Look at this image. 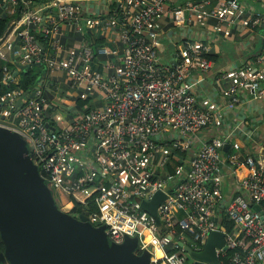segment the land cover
<instances>
[{"label":"built area","instance_id":"obj_1","mask_svg":"<svg viewBox=\"0 0 264 264\" xmlns=\"http://www.w3.org/2000/svg\"><path fill=\"white\" fill-rule=\"evenodd\" d=\"M39 1L38 9L31 0L2 1L7 9L23 2L25 9L0 46V85L15 82L8 65L16 60L19 65L44 64L45 72L32 99H22L19 107L15 102L25 95L19 90L0 97V126L27 142L54 197L94 203L98 212L88 216L91 224L105 225L114 243L136 236L138 253L150 246L153 264H193L184 247L201 252L212 232L223 234L225 251L215 249L219 264L225 257L228 264H264L263 163L241 156L238 144L224 154V139L194 141L203 129L222 124L224 111L239 105L242 92L262 97L264 54L257 60L260 65H245L218 77L217 84L227 83L221 88L224 103L219 106L198 99L192 91L193 74L212 67L207 46L184 40L171 63H163L157 52L168 10L177 24L204 26L213 19L214 31L225 37L242 15L248 16L241 26L249 29L260 24L261 15H249L237 0L186 1L179 7L177 0H117L119 13L103 22L84 18L76 0ZM252 1L264 6V0ZM45 9L53 10L55 18L43 26ZM81 22L88 29L115 31L124 47L122 58L118 64L109 60L101 67L111 69V74L95 68V60L116 57V50L86 45L63 57L47 55L32 32L40 30L49 53L58 48L60 23L81 32ZM18 35L19 49L12 52ZM56 74H63L77 99L85 102L84 111L66 125L54 113V102L45 97L48 89L57 90L52 81L59 77ZM174 155L182 156V163L170 172ZM84 191L87 195L80 196ZM157 192L166 197L157 208L160 227L141 208ZM256 205L261 213L253 210Z\"/></svg>","mask_w":264,"mask_h":264},{"label":"water","instance_id":"obj_2","mask_svg":"<svg viewBox=\"0 0 264 264\" xmlns=\"http://www.w3.org/2000/svg\"><path fill=\"white\" fill-rule=\"evenodd\" d=\"M4 9L5 6H0L2 18L7 17ZM13 27V24L8 26L0 46ZM20 40L18 35L12 43V52L19 49ZM18 67L26 70L31 65ZM12 76L15 78L17 71ZM25 98L26 95L19 97L15 107ZM165 198L157 192L149 201L141 203L142 210L158 227L157 208ZM253 210L261 213L257 205ZM105 228V225L93 226L84 215L74 217L61 211L48 181L32 161L27 142L16 131L0 126V238L4 244L0 264H153L150 246L138 253L136 236H124L121 243H114ZM184 249L193 264H219L215 249L225 251L223 234L210 233L199 253L189 247Z\"/></svg>","mask_w":264,"mask_h":264},{"label":"crops","instance_id":"obj_3","mask_svg":"<svg viewBox=\"0 0 264 264\" xmlns=\"http://www.w3.org/2000/svg\"><path fill=\"white\" fill-rule=\"evenodd\" d=\"M82 7L84 18L100 19L103 22L111 18L115 13L114 8L119 10L117 0H76ZM186 1L199 0H177L176 7L181 6ZM216 0H213L215 2ZM243 5L244 11L257 13L261 15V22L254 29L244 28L241 22L247 19V16L239 17L236 25H234L228 36H224L214 31L216 21L210 19L206 25L198 26L196 24L184 23L177 24L171 10H168L162 19L161 28L158 36L157 52L159 59L163 63L174 62L176 54L181 49L184 40L201 42L208 47V55L214 57L212 67L206 73H194L191 78L193 94L198 99H208L217 105H222L224 101L221 99L220 91L227 83L217 84L218 77L232 69H237L245 65L258 66L257 60L264 54V6L252 0H237ZM214 4V3H213ZM4 7V4L2 2ZM42 4H35L34 9L41 7ZM14 10V14H8V11ZM25 6L23 2L13 4L10 8H5L6 15L13 17L17 22L20 16L24 13ZM19 12V13H18ZM116 12V11H115ZM42 18H45L44 25H48L51 19L55 18L53 10L41 12ZM82 25V22H81ZM81 32L77 31L74 25L60 23L57 30V49H52L48 54L52 56L63 57L67 51L72 49L79 50L88 45H95L96 40L100 39L108 46L116 50V57H98L95 60L96 66L101 72L111 74V69L103 71L104 67L109 63V60L118 64L123 55V45L118 41L114 30L102 31L99 27L92 29L85 28L84 25ZM35 35H40V30H33ZM96 49L94 46L92 47ZM93 49V50H94ZM102 64H101V63ZM57 75V74H56ZM59 76V75H57ZM57 85V90L48 89L45 92V97L51 103L57 99L61 100V109L64 113L63 125L68 124L74 115L82 113L84 108L77 102V95L69 88L65 76L52 78ZM55 88V87H53ZM264 92V83L262 84ZM85 103V102H84ZM57 108V106L55 105ZM199 143L206 142L214 138L224 139L228 147L224 150V154L232 152L233 144L239 145V154L243 157H253L257 161H261L264 165V93L261 98L257 99L252 93L242 92L240 94V103L233 109L225 110L222 124L219 127L206 128L194 136ZM228 192V189H226Z\"/></svg>","mask_w":264,"mask_h":264},{"label":"trees","instance_id":"obj_4","mask_svg":"<svg viewBox=\"0 0 264 264\" xmlns=\"http://www.w3.org/2000/svg\"><path fill=\"white\" fill-rule=\"evenodd\" d=\"M2 1L3 0H0V6H3ZM31 1H32V4L41 3L39 0H31ZM112 13L118 14L119 11L116 10V8H114V11ZM6 16H7L6 18H2L0 16V39L4 35L6 29L8 28V26L10 24V22L17 15L15 14L13 17H11L10 15H6ZM36 39H37L38 43L42 46V48L45 49V54L48 55V44H47L46 39L40 35H36ZM93 46L97 49L98 47L106 46V44L104 43V39H103V41L100 39H97L95 45L90 44V47H93ZM206 58L212 62L215 61L214 57H212L210 55H206ZM17 62L18 61L16 60V61H14V63L12 62L11 64L8 65V68L11 71V73H14L17 71V76L15 77V82L8 81V82L0 85V97L2 95H4L6 92H9L11 90L16 89V90H19L22 94H25L26 99H32V98H30V95H31V93L34 92L35 88L37 87V84L40 82L41 78L44 75V72H45L44 64H41L40 66L31 65V67L27 68L26 70H20L18 67L19 64ZM2 67H3V63L0 62V74H1ZM77 102L79 105H81V104H82V106L85 105L84 101L82 102L80 100H77ZM171 162L172 163L168 166V169L170 172L173 168V165H178V164L182 163V156H178L177 158H175V155L172 156ZM69 201L73 202V208L71 209L70 214L88 215L91 213H97L98 212L97 207L92 202H88L87 205H81V204L75 202L74 199H71L68 197H60L58 199L59 203H65V202H69ZM223 223L228 230L232 229V226L230 225L229 222H226V220H225ZM2 248H3V244L0 240V250ZM168 252H170V251H168ZM220 261L223 264H228L226 257L220 258Z\"/></svg>","mask_w":264,"mask_h":264},{"label":"flooded vegetation","instance_id":"obj_5","mask_svg":"<svg viewBox=\"0 0 264 264\" xmlns=\"http://www.w3.org/2000/svg\"><path fill=\"white\" fill-rule=\"evenodd\" d=\"M75 202H77V203H79V204H81V205H87L88 204V202L87 203H82V202H79V201H75ZM56 204H57V206H58V208L60 207V206H63V207H69V211L67 212V213H69L70 214V212H71V209L73 208V202L72 201H69V202H65V203H59V202H56ZM60 209V208H59ZM70 215H72V216H74V217H77L78 215H73V214H70ZM80 215H82V214H80ZM90 214H88V215H84L86 218H87V221L89 222V223H91L89 220H88V216H89ZM93 225V224H92ZM95 226V225H94ZM0 240H1V238H0ZM2 242V241H1ZM2 244H3V242H2ZM3 250H4V244H3V248L0 250V253H2L3 252ZM4 264H8V263H4Z\"/></svg>","mask_w":264,"mask_h":264},{"label":"rangeland","instance_id":"obj_6","mask_svg":"<svg viewBox=\"0 0 264 264\" xmlns=\"http://www.w3.org/2000/svg\"><path fill=\"white\" fill-rule=\"evenodd\" d=\"M55 105L57 106V109L54 111V113L55 114H60L61 116H63L64 113H63V111L61 109V100L60 99H57L55 101ZM2 123H4V122H2ZM85 195H87V192H85V191L82 192V193H80V196H85ZM55 200H56V202H58V199L56 197H55ZM59 208L63 212H68L69 211V207L60 206Z\"/></svg>","mask_w":264,"mask_h":264},{"label":"clouds","instance_id":"obj_7","mask_svg":"<svg viewBox=\"0 0 264 264\" xmlns=\"http://www.w3.org/2000/svg\"><path fill=\"white\" fill-rule=\"evenodd\" d=\"M12 21H13V20H12ZM10 24H11V22H10ZM10 24H9V25H10ZM42 25H43V23H42ZM43 26H45V25H43ZM149 242H151V237L149 238Z\"/></svg>","mask_w":264,"mask_h":264}]
</instances>
